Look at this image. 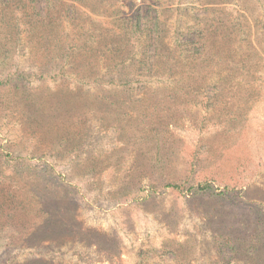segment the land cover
I'll return each mask as SVG.
<instances>
[{
  "label": "rangeland",
  "instance_id": "374dc122",
  "mask_svg": "<svg viewBox=\"0 0 264 264\" xmlns=\"http://www.w3.org/2000/svg\"><path fill=\"white\" fill-rule=\"evenodd\" d=\"M0 264H264V0H0Z\"/></svg>",
  "mask_w": 264,
  "mask_h": 264
},
{
  "label": "trees",
  "instance_id": "16d2710c",
  "mask_svg": "<svg viewBox=\"0 0 264 264\" xmlns=\"http://www.w3.org/2000/svg\"><path fill=\"white\" fill-rule=\"evenodd\" d=\"M208 187V186H207ZM206 186H205V188H207Z\"/></svg>",
  "mask_w": 264,
  "mask_h": 264
}]
</instances>
